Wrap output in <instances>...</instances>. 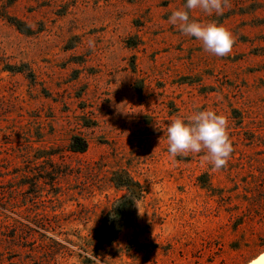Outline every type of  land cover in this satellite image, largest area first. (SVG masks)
<instances>
[{
	"label": "rangeland",
	"instance_id": "obj_1",
	"mask_svg": "<svg viewBox=\"0 0 264 264\" xmlns=\"http://www.w3.org/2000/svg\"><path fill=\"white\" fill-rule=\"evenodd\" d=\"M185 3L0 0V264L264 254V0L191 10L233 33L225 57L168 22ZM206 109L228 118L221 170L167 150L169 123Z\"/></svg>",
	"mask_w": 264,
	"mask_h": 264
},
{
	"label": "clouds",
	"instance_id": "obj_2",
	"mask_svg": "<svg viewBox=\"0 0 264 264\" xmlns=\"http://www.w3.org/2000/svg\"><path fill=\"white\" fill-rule=\"evenodd\" d=\"M228 0H186L168 22L178 25L182 34L201 41L203 50L217 57L227 56L235 43L233 33L215 22L201 23L190 18L194 9L221 15ZM168 152L172 157L205 152V159L214 170L226 167L233 152L227 116L214 110H198L189 119L175 118L166 129Z\"/></svg>",
	"mask_w": 264,
	"mask_h": 264
},
{
	"label": "trees",
	"instance_id": "obj_3",
	"mask_svg": "<svg viewBox=\"0 0 264 264\" xmlns=\"http://www.w3.org/2000/svg\"><path fill=\"white\" fill-rule=\"evenodd\" d=\"M19 71H22V70L19 69ZM72 148H73L72 149L73 151L81 150V149H83V143L79 147L76 146V145H73ZM115 184L117 186H119V187L126 188L128 190V193H133L134 192L133 189L130 188V185L126 184L125 181H122V180L117 181V180H115ZM123 198H126V196H123ZM103 226H107L106 220L103 222ZM107 236H109V235H107ZM112 239H113V236L108 238V239H107V237H105V234L103 233V228H100V229L97 230V241H98V243L100 245L108 244V243H110L112 241Z\"/></svg>",
	"mask_w": 264,
	"mask_h": 264
},
{
	"label": "bare ground",
	"instance_id": "obj_4",
	"mask_svg": "<svg viewBox=\"0 0 264 264\" xmlns=\"http://www.w3.org/2000/svg\"><path fill=\"white\" fill-rule=\"evenodd\" d=\"M250 264H264V254L259 256L255 261H253Z\"/></svg>",
	"mask_w": 264,
	"mask_h": 264
}]
</instances>
